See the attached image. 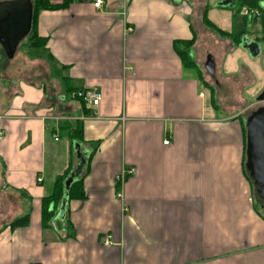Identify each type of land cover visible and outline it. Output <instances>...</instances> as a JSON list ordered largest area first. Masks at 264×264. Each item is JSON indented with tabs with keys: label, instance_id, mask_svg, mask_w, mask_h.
Masks as SVG:
<instances>
[{
	"label": "crops",
	"instance_id": "1",
	"mask_svg": "<svg viewBox=\"0 0 264 264\" xmlns=\"http://www.w3.org/2000/svg\"><path fill=\"white\" fill-rule=\"evenodd\" d=\"M94 1L49 0L44 47L0 48V264H264L243 162L264 67L240 46L264 53V0L256 18L241 0ZM87 88L96 107L72 98ZM78 155L83 197L63 206Z\"/></svg>",
	"mask_w": 264,
	"mask_h": 264
},
{
	"label": "water",
	"instance_id": "2",
	"mask_svg": "<svg viewBox=\"0 0 264 264\" xmlns=\"http://www.w3.org/2000/svg\"><path fill=\"white\" fill-rule=\"evenodd\" d=\"M231 4V0H225L219 3V6L228 7ZM32 14L33 7L30 0L0 2V47L7 59L13 58L18 45L30 33ZM240 46L251 58L259 54L258 45L249 42L246 38L241 40ZM206 67L208 71H212L213 64L210 58ZM257 101L264 102V90L257 97ZM78 160L76 169L65 181L67 190L71 182L82 172L84 163L80 155ZM245 171L252 184L255 200L264 206V107L253 112L246 121ZM66 199L67 195L63 197V206Z\"/></svg>",
	"mask_w": 264,
	"mask_h": 264
},
{
	"label": "trees",
	"instance_id": "3",
	"mask_svg": "<svg viewBox=\"0 0 264 264\" xmlns=\"http://www.w3.org/2000/svg\"><path fill=\"white\" fill-rule=\"evenodd\" d=\"M240 4L242 6L243 5L247 6L248 9L260 10V5H259L257 0H241ZM64 6H66V2L64 4ZM54 8H57V7L50 5L49 0H34L33 1V14H32V24H31L32 26H31V31L26 38V41H27L26 43L30 48H42L45 46L46 39L39 38L34 32L36 15L38 14L39 10H47V9H54ZM263 27H264V24H263ZM242 34H243V30L239 29L236 32L232 33L231 36L233 39H235V41L236 40L238 41V39L241 37ZM3 56H4V54H3ZM4 58H6V57H4ZM244 161H245V158H244ZM245 176H246L247 180L249 181V183L251 184V182L247 176L246 171H245ZM65 179H66V177L62 176L56 180L52 193L48 197H45L43 202L54 199L53 202L56 203L58 201H55V199L61 200V197L64 193L63 192V187H64L63 183H64ZM66 194H67L68 199L82 198L83 193L80 191L79 182L73 183L70 186V188L67 190ZM50 215H51V213H46L45 211H43L42 218H41V224L43 227L47 226V222L49 221ZM25 221H26V219H22V220L15 222V223L13 222L10 226H11V228H14L16 226L24 225Z\"/></svg>",
	"mask_w": 264,
	"mask_h": 264
},
{
	"label": "built area",
	"instance_id": "4",
	"mask_svg": "<svg viewBox=\"0 0 264 264\" xmlns=\"http://www.w3.org/2000/svg\"><path fill=\"white\" fill-rule=\"evenodd\" d=\"M102 4H103L102 0H95L93 2V7L95 9H99ZM248 13H249V16H254L255 18L260 16V12L258 10H250L248 11ZM72 98L81 101L83 104L89 107H96L99 104L100 99H101L100 94L95 89H89V88L75 91L74 93H72ZM2 136H3V133L0 131V139L2 138ZM163 144L164 145L169 144V140L166 139L163 142ZM133 172H134L133 169H126L122 173L126 175H130V174H133ZM121 178H122V175L121 177L119 176L118 179L120 180ZM103 243L104 245L110 244V237L107 236L104 239Z\"/></svg>",
	"mask_w": 264,
	"mask_h": 264
},
{
	"label": "rangeland",
	"instance_id": "5",
	"mask_svg": "<svg viewBox=\"0 0 264 264\" xmlns=\"http://www.w3.org/2000/svg\"><path fill=\"white\" fill-rule=\"evenodd\" d=\"M247 40H248V38H247ZM248 41H249V40H248ZM253 43H254V42H253ZM238 59H239L238 62L241 63V60H240L239 57H238ZM263 60H264V53L261 54V51H259L258 56H256L255 58H246V59H245V61H247L248 63H249V62H250V63H253V64L255 63L256 65H257L258 63H261V64H260V65H261V68H262V65H263V67H264V61H263ZM245 63H246V62H245ZM255 64H254V65H255ZM238 65H239V64H238ZM246 65H247V63H246ZM260 65H259L258 67H260ZM250 101H251V100H250ZM259 107H260V108L264 107V103L259 104V106H257L256 109H258ZM251 110L253 111V110H255V108H252ZM251 110H250V111H251ZM250 111H249L248 113H250ZM252 111H251V112H252ZM248 113H246L244 117L247 118L248 115H249ZM244 124H245V123H244ZM244 164H245V161H244ZM257 203H258V201H257ZM262 207H263V209H264V206H262Z\"/></svg>",
	"mask_w": 264,
	"mask_h": 264
}]
</instances>
